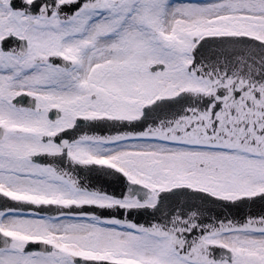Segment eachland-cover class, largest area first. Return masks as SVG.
Masks as SVG:
<instances>
[{
  "label": "snow or ice",
  "instance_id": "1",
  "mask_svg": "<svg viewBox=\"0 0 264 264\" xmlns=\"http://www.w3.org/2000/svg\"><path fill=\"white\" fill-rule=\"evenodd\" d=\"M0 264H264V0H0Z\"/></svg>",
  "mask_w": 264,
  "mask_h": 264
}]
</instances>
